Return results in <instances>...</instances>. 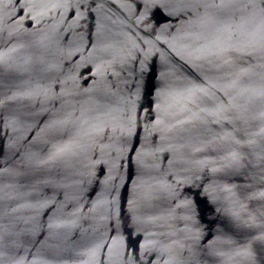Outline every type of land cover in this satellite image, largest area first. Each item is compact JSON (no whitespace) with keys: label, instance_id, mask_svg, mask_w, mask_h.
<instances>
[{"label":"water","instance_id":"95a60500","mask_svg":"<svg viewBox=\"0 0 264 264\" xmlns=\"http://www.w3.org/2000/svg\"><path fill=\"white\" fill-rule=\"evenodd\" d=\"M0 264H264V0H0Z\"/></svg>","mask_w":264,"mask_h":264}]
</instances>
